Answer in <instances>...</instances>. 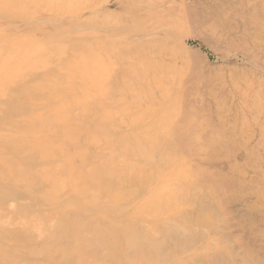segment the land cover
Masks as SVG:
<instances>
[{
	"label": "rangeland",
	"instance_id": "obj_1",
	"mask_svg": "<svg viewBox=\"0 0 264 264\" xmlns=\"http://www.w3.org/2000/svg\"><path fill=\"white\" fill-rule=\"evenodd\" d=\"M0 168V264H264V0H0Z\"/></svg>",
	"mask_w": 264,
	"mask_h": 264
},
{
	"label": "bare ground",
	"instance_id": "obj_2",
	"mask_svg": "<svg viewBox=\"0 0 264 264\" xmlns=\"http://www.w3.org/2000/svg\"><path fill=\"white\" fill-rule=\"evenodd\" d=\"M58 122H59V121H58ZM66 125H67V124H66ZM66 127H67V126H66ZM67 129H68V128H67ZM67 129H65V130H67ZM68 131H69V129H68ZM65 132H66V131H65ZM69 133H70V132H69ZM62 134H63V133H62ZM67 134H68V133H67ZM63 137H64V136H63ZM65 137H66V136H65ZM67 137H68V135H67ZM67 137H66V138H67ZM72 137H73V136H72ZM42 139H43V138H42ZM64 139H65V138H64ZM61 140H62V139H61ZM63 141H64V140H63ZM42 144H43V143H42ZM45 146H46V144H45ZM37 147H38V146H37ZM44 149H45V148H44ZM45 150H46V149H45ZM43 151H44V150H43ZM44 152H45V151H44ZM44 152H43V153H44ZM39 153H41V151H40ZM42 155H43V154H42ZM31 159H32V157H31ZM34 159H35V158H34ZM26 161H27V160H26ZM22 164H23V163H22ZM30 167H31V166H30ZM0 169H1V168H0ZM15 172H16V171H15ZM44 174H45V173H44ZM48 174H49V173H48ZM10 176H11V175H10ZM45 176H46V175H45ZM47 178H48V177H47ZM52 178H53V177H52ZM28 179H29V178H28ZM29 181H30V180H29ZM34 181H35V180H34ZM31 182H32V181H31ZM71 187H72V186H71ZM71 187H70V188H71ZM74 189H75V188H74ZM47 200H48V199H47ZM46 202H47V201H46ZM83 204H87V203L85 202V203H83ZM8 261H9V259L7 258V259H6V263H7Z\"/></svg>",
	"mask_w": 264,
	"mask_h": 264
}]
</instances>
